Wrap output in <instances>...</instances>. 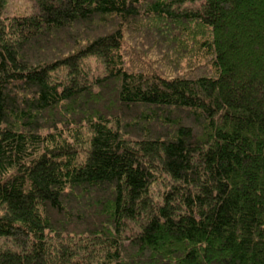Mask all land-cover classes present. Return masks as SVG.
<instances>
[{
  "label": "trees",
  "instance_id": "16d2710c",
  "mask_svg": "<svg viewBox=\"0 0 264 264\" xmlns=\"http://www.w3.org/2000/svg\"><path fill=\"white\" fill-rule=\"evenodd\" d=\"M5 1L0 264H264V0Z\"/></svg>",
  "mask_w": 264,
  "mask_h": 264
},
{
  "label": "rangeland",
  "instance_id": "374dc122",
  "mask_svg": "<svg viewBox=\"0 0 264 264\" xmlns=\"http://www.w3.org/2000/svg\"><path fill=\"white\" fill-rule=\"evenodd\" d=\"M32 9L33 7L31 5V2L28 0H6L4 9L2 11L1 20L16 16V15H23L25 13H28ZM91 68H94L93 64H91ZM139 113H143V110H139ZM162 190H163L162 183H156L152 187V192L154 193L155 196L159 195V193ZM85 209L86 208L81 203H78L77 205L70 207V210L72 212H83Z\"/></svg>",
  "mask_w": 264,
  "mask_h": 264
}]
</instances>
